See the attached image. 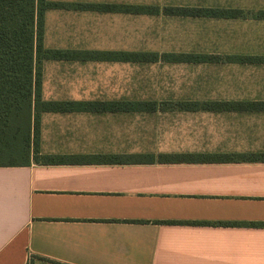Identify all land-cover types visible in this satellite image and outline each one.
<instances>
[{
	"label": "crops",
	"instance_id": "1",
	"mask_svg": "<svg viewBox=\"0 0 264 264\" xmlns=\"http://www.w3.org/2000/svg\"><path fill=\"white\" fill-rule=\"evenodd\" d=\"M188 7L240 11L186 16L219 20V51L46 47L49 11L88 10H45L44 48L153 52L158 60H42L39 100L65 110L38 114L27 164L0 166V264H264V110L210 107L264 102V18H256L264 0ZM168 53L212 58L168 62ZM47 61L210 73L197 79V95L83 96L76 77L63 74L73 65H50L60 72L47 75Z\"/></svg>",
	"mask_w": 264,
	"mask_h": 264
},
{
	"label": "rangeland",
	"instance_id": "2",
	"mask_svg": "<svg viewBox=\"0 0 264 264\" xmlns=\"http://www.w3.org/2000/svg\"><path fill=\"white\" fill-rule=\"evenodd\" d=\"M123 4L216 5L224 0H79ZM218 19L112 13L95 11H49L46 20V47H82L146 51H219L221 41ZM47 75L58 74L60 68L50 65L68 63L45 62ZM64 68V75L77 79L76 94L94 95H173L202 93L197 79L210 73L200 66L187 64H110L82 63ZM206 72V73H205ZM80 79V81H79ZM46 95H54L50 83ZM55 86V85H54ZM58 91V90H57ZM74 92V89L72 90ZM166 106V105H164ZM168 106V105H167Z\"/></svg>",
	"mask_w": 264,
	"mask_h": 264
},
{
	"label": "trees",
	"instance_id": "3",
	"mask_svg": "<svg viewBox=\"0 0 264 264\" xmlns=\"http://www.w3.org/2000/svg\"><path fill=\"white\" fill-rule=\"evenodd\" d=\"M50 8H69L88 11H106L131 14L235 17L238 10L195 8L122 3L56 2L49 0H0V166L25 165L29 161L37 117L42 111H62L65 104L39 100L40 65L43 59H77L101 61L150 62L158 60L157 53L143 51L61 50L43 47L44 12ZM264 18V10L256 13ZM168 62H187L198 58L186 54H163ZM116 106V105H115ZM243 110H264V102L221 105ZM264 158V154L258 155ZM180 158L176 155L175 160ZM254 158H257L254 157ZM50 163L63 162L57 158ZM53 262V261H51ZM25 264H32L28 258Z\"/></svg>",
	"mask_w": 264,
	"mask_h": 264
}]
</instances>
